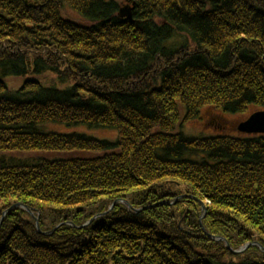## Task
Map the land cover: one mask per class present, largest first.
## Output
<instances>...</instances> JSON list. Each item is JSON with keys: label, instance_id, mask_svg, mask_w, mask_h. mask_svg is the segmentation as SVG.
I'll list each match as a JSON object with an SVG mask.
<instances>
[{"label": "trees", "instance_id": "trees-1", "mask_svg": "<svg viewBox=\"0 0 264 264\" xmlns=\"http://www.w3.org/2000/svg\"><path fill=\"white\" fill-rule=\"evenodd\" d=\"M24 1L0 0V218L47 234L13 207L0 264H264V134L185 128L264 109V0Z\"/></svg>", "mask_w": 264, "mask_h": 264}, {"label": "rangeland", "instance_id": "rangeland-1", "mask_svg": "<svg viewBox=\"0 0 264 264\" xmlns=\"http://www.w3.org/2000/svg\"><path fill=\"white\" fill-rule=\"evenodd\" d=\"M133 4L135 2H132ZM122 7H125V5L130 4V2H123ZM24 6L26 7V9L28 8H38L41 9V5L38 4L37 2H32L30 0H25L24 1ZM128 12L130 13V8H126V10L124 9L122 11V16H126L128 15ZM72 17L74 18H78L75 14H72ZM126 18L130 19L131 18V14H129V17L127 16ZM77 20V19H76ZM59 64V63H58ZM60 65V64H59ZM61 66V65H60ZM63 66H61L62 69ZM74 69V68H72ZM65 70H67L66 68H63L62 70H59V72L61 73H65ZM256 108L250 107L248 112L245 114H234V113H222V111L214 108V107H204L203 109H201L200 113H199V117L196 120H193L191 122H188L185 124V128L186 131L191 133V134H195V135H199V136H206L208 137V135H213L214 134H223L224 133H233L232 135H245V133L242 134L241 131L238 130V125L242 122L248 119V117L251 115V112L255 111ZM44 127H46L45 129H49L52 128L57 133L63 132L66 129L65 126L63 125H59L57 123H53V124H45ZM71 129V128H69ZM76 131H82V132H86L87 134L90 133L92 134L94 137L97 138H107V139H113L115 137L114 132L111 130H107V129H90L88 127H76L74 128ZM53 131V130H51ZM222 132V133H221ZM249 136H251V134H262V133H248ZM264 134V133H263ZM180 197H185V195L179 196ZM178 198H175L174 201H176ZM163 202V201H162ZM122 203H124L125 205H128L129 207H132L130 203H128L127 201H122ZM167 203V202H166ZM146 207L143 208H136L134 213L139 212L142 209H145ZM201 211H202V216L200 219H202L205 215L204 212H206V207L204 204L201 205ZM90 221V220H89ZM91 223V221H90ZM90 223L86 224L89 225ZM84 224V225H85ZM253 244H257V242H251V243H247L243 246H241V248L239 249H230L229 245H227V248L233 251H237V252H233L234 254H241L243 252H245V250ZM260 249L262 251H264V248L260 245L259 246Z\"/></svg>", "mask_w": 264, "mask_h": 264}, {"label": "bare ground", "instance_id": "bare-ground-1", "mask_svg": "<svg viewBox=\"0 0 264 264\" xmlns=\"http://www.w3.org/2000/svg\"><path fill=\"white\" fill-rule=\"evenodd\" d=\"M122 5H124V4H121V5H120V7H119L117 13H118L121 17H125V18H126L127 15H126V16H122L121 13H122V11H123L124 9L126 10V8L128 7V8H130V13H129V14H131V18H132V10H133V8H134L133 3L130 2L129 6H128V5H125V7H122ZM131 18H130V19H131ZM260 111H264V109H256L255 111L252 112V114H254V113H256V112H260ZM242 133H245V132H242ZM245 134H248V133L246 132ZM114 205H115V202L112 203V205L107 209V211H105L104 213H100V214H97V215L93 216V217L90 219V221L94 220L95 218H97V217H99V216H101V215H104V214H106V213H109V212L112 210V208L114 207ZM17 206H19V207H21V208L23 207V209H24L25 211H27L31 216L34 217V229L36 230V232H37L38 234H41V235H45V234H47V232L42 231V230L40 229V227H39V223H38L39 217L33 215L32 211L28 208V206H26V205H22V204H13L11 207L6 208V209L3 211V214H2V216H1V218H0V225H1L2 221H3L4 216L6 215V213H7L9 210H11L13 207H17ZM126 206H127V209H128V210H131V207H129L128 205H126ZM90 221H88L86 224L90 223ZM86 224H85V225H86ZM52 232H54L53 229L50 230V233H52ZM210 237H212V236L210 235ZM219 239L222 240V238H219ZM226 244H227V243H226ZM227 245H228V244H227ZM229 248H230V247H229Z\"/></svg>", "mask_w": 264, "mask_h": 264}, {"label": "water", "instance_id": "water-1", "mask_svg": "<svg viewBox=\"0 0 264 264\" xmlns=\"http://www.w3.org/2000/svg\"><path fill=\"white\" fill-rule=\"evenodd\" d=\"M129 17V12L128 15ZM238 130L247 133H264V111L251 114L247 120L238 125ZM166 203V202H161ZM227 246V245H226ZM233 251V250H231ZM237 252V251H233Z\"/></svg>", "mask_w": 264, "mask_h": 264}]
</instances>
